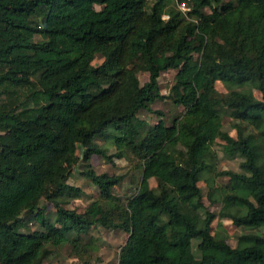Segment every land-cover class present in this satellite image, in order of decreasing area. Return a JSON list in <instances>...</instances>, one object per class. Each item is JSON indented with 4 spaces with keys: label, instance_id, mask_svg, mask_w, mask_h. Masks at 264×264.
Masks as SVG:
<instances>
[{
    "label": "trees",
    "instance_id": "obj_1",
    "mask_svg": "<svg viewBox=\"0 0 264 264\" xmlns=\"http://www.w3.org/2000/svg\"><path fill=\"white\" fill-rule=\"evenodd\" d=\"M169 1L0 0V264H45L51 247L93 225L128 233L118 264H264V232L232 247L212 235L215 213L190 211L203 207L198 181L219 138L225 154L242 157V172L220 173L229 185L218 215L264 226V0H175L186 13L166 9ZM169 69L185 111L149 127L138 145L129 133L138 112L163 98L158 79ZM216 81L228 91L219 100ZM220 108L256 132L222 131ZM96 137L138 155L141 177L123 203L112 195L121 176L84 170L105 205L80 213L62 197L78 190L66 181L80 159L105 156ZM25 213L41 228L21 232Z\"/></svg>",
    "mask_w": 264,
    "mask_h": 264
},
{
    "label": "rangeland",
    "instance_id": "obj_2",
    "mask_svg": "<svg viewBox=\"0 0 264 264\" xmlns=\"http://www.w3.org/2000/svg\"><path fill=\"white\" fill-rule=\"evenodd\" d=\"M153 2L154 0H149ZM96 9H100V5H95ZM178 9L183 13L189 11L187 4H177L175 0H170L166 9ZM206 13H210L208 7L204 8ZM168 16L165 14L164 18ZM189 19L188 17H186ZM38 39V36H35ZM196 60L199 55L194 54ZM103 61L100 55H97L92 64L97 66ZM177 70L169 69L161 72L158 84L159 93L163 98L155 100L149 105V109H142L137 114L135 122L136 129L130 131V138L136 144H140L147 130L151 126L163 122L165 125H171L175 118H179L185 111L182 105H176L173 102V86ZM141 83L148 80L146 72L139 71L137 73ZM256 98L261 97V93L251 88ZM227 89L220 81H216L215 90L212 96L220 99L227 95ZM3 98V97H2ZM221 112V130L236 137L239 127L245 128V132H256L251 126L245 125L242 121L234 119L225 114V108H220ZM95 143L105 150V156L93 154L88 160L80 159L79 162L71 169L66 184H69L77 191H65L63 195V206L67 209L77 212H85L94 201H99L105 205L100 198L98 187L91 181L89 177L84 175L83 171L91 169L98 174L106 173L109 175L121 176L119 184L112 188V195L117 197L120 202L125 203L127 199L133 195L139 184L141 177L142 163L138 155L132 153L125 148H118L113 144L111 139L107 137H96ZM223 141L219 138L215 139L210 147L208 156L206 157L209 167L201 174L198 186L202 192L201 202L203 207L197 211L190 210L193 215L203 217L206 210L215 213V217L211 223V233L215 237H224L232 246L242 245L251 240L253 235H261L264 232V226L260 228L249 229L242 226H236L229 218L218 215L224 191H227L229 185V177L221 175L223 171L242 172L240 164L242 157L239 155H227L222 151ZM121 153V154H120ZM76 154L82 156L81 148H78ZM151 187L157 186V181L150 179ZM39 207L44 214L53 218L55 208L51 203L44 200L41 201ZM166 219L165 217L163 218ZM21 220L25 223L20 231L28 233L41 226L37 219L31 214H22ZM128 233L120 229L106 228L101 225H93L85 233L76 236H70L68 242H64L57 247H51V253L44 260L45 264H118L119 254L122 246L126 243ZM74 240V241H73ZM197 240H193V251L196 256L199 252L196 248Z\"/></svg>",
    "mask_w": 264,
    "mask_h": 264
}]
</instances>
